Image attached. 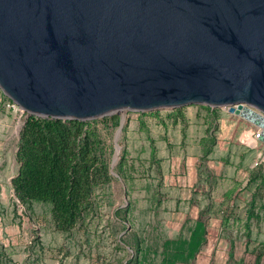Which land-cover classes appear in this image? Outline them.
<instances>
[{
  "label": "rangeland",
  "instance_id": "1",
  "mask_svg": "<svg viewBox=\"0 0 264 264\" xmlns=\"http://www.w3.org/2000/svg\"><path fill=\"white\" fill-rule=\"evenodd\" d=\"M6 96L0 88V219L19 238L0 264H264V143L253 123L223 112L231 139L221 138L215 110L186 104L64 119L21 142L32 114ZM22 174L33 183L24 192Z\"/></svg>",
  "mask_w": 264,
  "mask_h": 264
},
{
  "label": "water",
  "instance_id": "2",
  "mask_svg": "<svg viewBox=\"0 0 264 264\" xmlns=\"http://www.w3.org/2000/svg\"><path fill=\"white\" fill-rule=\"evenodd\" d=\"M0 88L42 117L230 104L264 127L242 105L264 114V0H0Z\"/></svg>",
  "mask_w": 264,
  "mask_h": 264
},
{
  "label": "trees",
  "instance_id": "3",
  "mask_svg": "<svg viewBox=\"0 0 264 264\" xmlns=\"http://www.w3.org/2000/svg\"><path fill=\"white\" fill-rule=\"evenodd\" d=\"M206 107L209 108L208 105H205ZM63 118H55V117H39L37 115H30L27 117V120L23 126V135L21 136V142L25 139L24 133L26 134V131H31L34 128H43L44 130L48 131L49 133L51 132H56L59 130L60 126L63 124ZM66 121L69 122H76V123H81L80 119H74V118H66ZM47 133L46 136L49 137V140L51 139V135ZM20 150V149H19ZM60 158V157H59ZM61 159V158H60ZM18 180L20 181L19 183L16 184V189L17 191L22 190L24 192L27 190V188L32 186V178L30 175H21ZM69 185L67 184L65 187V190L67 189ZM71 188V186L69 187ZM62 187L59 186L57 188L58 192H62ZM72 191V189H71ZM62 205H64V200L61 198Z\"/></svg>",
  "mask_w": 264,
  "mask_h": 264
},
{
  "label": "built area",
  "instance_id": "4",
  "mask_svg": "<svg viewBox=\"0 0 264 264\" xmlns=\"http://www.w3.org/2000/svg\"><path fill=\"white\" fill-rule=\"evenodd\" d=\"M7 97V106L14 109V110H20L22 112V110L20 109V106L13 100L11 99L10 97L6 96ZM236 106V104H234ZM243 107H247L249 108L250 110H252L253 112H255L257 115L259 116H263L264 117V114L261 113L260 111L256 110L255 108L251 107L250 105L246 104V103H242ZM210 110H215L216 111V114H217V120H218V126L219 128L217 130L214 131V134L218 137H221V138H228V139H231L227 136H224L223 133L221 132V126H222V122H221V113L223 112H226V113H230V114H233V115H239L241 116L242 118L246 119L247 121L253 123L254 125V128L252 129V132L250 134V136L254 139H258V140H261L263 141L264 143V139L262 138V136L264 135V127L261 126L259 123H256L254 121H251L250 119L242 116L240 113H236L235 111H232L230 110V104H220V105H217V106H210L208 105ZM263 152V151H262ZM262 152L259 154V155H256L255 159H254V163H258L259 160H260V156L262 155Z\"/></svg>",
  "mask_w": 264,
  "mask_h": 264
},
{
  "label": "crops",
  "instance_id": "5",
  "mask_svg": "<svg viewBox=\"0 0 264 264\" xmlns=\"http://www.w3.org/2000/svg\"><path fill=\"white\" fill-rule=\"evenodd\" d=\"M178 167H179V165H177V168ZM189 177H190V182H189L188 185L192 186V183H191L192 175H190ZM177 178H181V176L178 175V173H177ZM186 184L187 183L184 182L185 186H187ZM4 229L8 230L7 234L5 233ZM16 231H19V229H18V226L15 223H10V222L4 221V220L2 221L0 219V254L1 255H4V253H5L4 251H2L1 248L5 249V246L9 245L11 242L12 243H16L17 242V240H18L17 238H19V237L16 235ZM10 232H12L13 234H10ZM12 255L14 257H16V250L15 249H14Z\"/></svg>",
  "mask_w": 264,
  "mask_h": 264
},
{
  "label": "bare ground",
  "instance_id": "6",
  "mask_svg": "<svg viewBox=\"0 0 264 264\" xmlns=\"http://www.w3.org/2000/svg\"><path fill=\"white\" fill-rule=\"evenodd\" d=\"M123 122V121H122ZM20 122H18L17 123V125H16V129H18L19 128V126H20ZM119 148H120V144L118 143V142H116V149L119 151ZM117 154H115V156H114V161H113V164L117 161Z\"/></svg>",
  "mask_w": 264,
  "mask_h": 264
}]
</instances>
